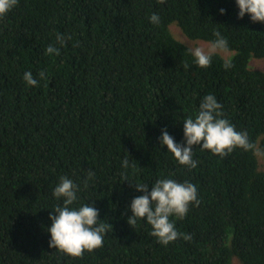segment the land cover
<instances>
[{
  "label": "trees",
  "instance_id": "trees-1",
  "mask_svg": "<svg viewBox=\"0 0 264 264\" xmlns=\"http://www.w3.org/2000/svg\"><path fill=\"white\" fill-rule=\"evenodd\" d=\"M238 12L235 0H18L0 18V264H264V23ZM215 31L228 51L201 68L185 39L207 49ZM207 94L250 147L219 156L193 146L190 169L159 137L183 143L182 119ZM61 176L112 225L81 256L49 246ZM160 178L197 187L199 205L176 220L190 240L165 246L128 222L144 194L135 183Z\"/></svg>",
  "mask_w": 264,
  "mask_h": 264
},
{
  "label": "clouds",
  "instance_id": "clouds-1",
  "mask_svg": "<svg viewBox=\"0 0 264 264\" xmlns=\"http://www.w3.org/2000/svg\"><path fill=\"white\" fill-rule=\"evenodd\" d=\"M164 3L165 0H160ZM18 3V0H0V18L6 16ZM239 9L238 15H246L253 22L264 23V0H235ZM221 14L226 12L220 9ZM150 22L158 24L160 16L153 13ZM215 39L206 49L194 46L189 49L194 62L201 68L208 67L214 55L228 51V41L220 31H215ZM70 39V37H69ZM58 42L63 45L65 38L62 34L57 36ZM59 54V48L49 45L46 54ZM230 62L226 61L225 67ZM41 78L46 74L41 71ZM28 86H38L39 80L34 78L31 71L23 74ZM222 105L215 95H205L194 115L185 116L183 120L184 142L178 143L167 131L163 130L159 139L161 146L167 147L175 160L188 168H195L197 161L193 159V146L208 150L219 156H226L235 148L250 147L247 134L237 131L235 126L227 119L221 117ZM122 166L126 169L129 162L125 159ZM95 177V172L89 171L84 187ZM136 189L143 195L134 197L129 205L132 215L128 222L134 226L143 221L151 226L150 235L159 243L167 246L183 237L190 240V235L177 230L176 220L183 219L189 212L191 205H199L196 185L185 180L180 182L173 178H160L153 184L135 183ZM151 186V190H149ZM80 185L67 176H61L52 189V195L59 202L53 207L55 214L50 215L51 226L47 227L50 233L49 246L71 256H81L85 251L91 252L103 246L104 235L110 223H103L99 217V210L93 202L78 203ZM112 226V225H111Z\"/></svg>",
  "mask_w": 264,
  "mask_h": 264
},
{
  "label": "rangeland",
  "instance_id": "rangeland-1",
  "mask_svg": "<svg viewBox=\"0 0 264 264\" xmlns=\"http://www.w3.org/2000/svg\"><path fill=\"white\" fill-rule=\"evenodd\" d=\"M173 31H174V34L179 38V39H183V36H182V34H181V32L177 29V28H174L173 29ZM185 42L190 46V47H194L193 46V44H196V45H199L200 43L199 42H196V43H194V42H190L188 39H185ZM200 42H203V41H200ZM203 43H206V42H203ZM207 45H210V44H208V43H206ZM202 47H204L203 45H202ZM256 64V63H255ZM259 67V69H263L264 70V61L262 62V63H259V65H258ZM256 67V66H255Z\"/></svg>",
  "mask_w": 264,
  "mask_h": 264
}]
</instances>
